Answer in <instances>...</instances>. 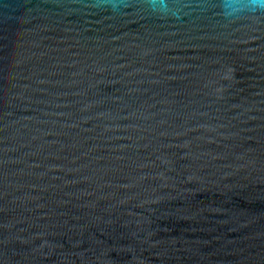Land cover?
I'll list each match as a JSON object with an SVG mask.
<instances>
[{
	"label": "water",
	"instance_id": "1",
	"mask_svg": "<svg viewBox=\"0 0 264 264\" xmlns=\"http://www.w3.org/2000/svg\"><path fill=\"white\" fill-rule=\"evenodd\" d=\"M0 0V264H264V9Z\"/></svg>",
	"mask_w": 264,
	"mask_h": 264
},
{
	"label": "clouds",
	"instance_id": "2",
	"mask_svg": "<svg viewBox=\"0 0 264 264\" xmlns=\"http://www.w3.org/2000/svg\"><path fill=\"white\" fill-rule=\"evenodd\" d=\"M143 7L153 11H171L172 14L179 11L177 5H170L168 0H146ZM221 7L229 17H235L244 12H255L264 9V0H223Z\"/></svg>",
	"mask_w": 264,
	"mask_h": 264
}]
</instances>
